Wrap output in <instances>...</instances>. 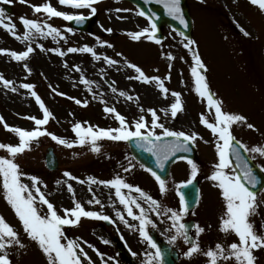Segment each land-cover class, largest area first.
<instances>
[{
  "label": "rangeland",
  "instance_id": "obj_1",
  "mask_svg": "<svg viewBox=\"0 0 264 264\" xmlns=\"http://www.w3.org/2000/svg\"><path fill=\"white\" fill-rule=\"evenodd\" d=\"M186 2L193 24L191 39L196 42L192 50L198 52L206 66L207 71H201L206 76L211 91L217 99L223 101V109L226 112L242 114L247 118V123L254 125V129H249L246 123L234 124V135L249 147L264 146V12L258 6L252 5L250 0H186ZM43 3L45 0H27L26 3H21L20 0L4 3L0 0V8L4 5L12 8L11 14L5 12L4 21L15 25L17 36L22 37L24 33V26L20 22L22 16L51 24L61 32V36L55 39L52 36L34 34L32 39L23 40L17 39L4 27H0V49L21 52L27 50L29 46L33 48L29 57L23 61H16L9 54H0V76L12 82L5 87L0 80V117H3V122H0V143L12 145L19 143L18 136L7 131L4 123L11 127L33 130L36 127L34 121L26 117L43 118V112L31 91L21 87L29 83L34 85L32 91L36 92L52 114L48 123L42 128L57 137L73 142V146L58 144L47 135L32 141L31 150H26L15 158V162L24 174L22 182L31 186L29 177H38L42 182L41 191L46 194L61 215H63V209L74 207L73 194L67 187L71 184L75 199L85 208L102 212L113 219L112 211L115 214L117 210L124 212L123 206L115 196V190L101 183H90L89 177L97 181H107L119 175L132 184L134 177L131 178L137 172L134 176L137 178L136 183L139 187L160 201L164 207L178 211L180 202L176 194L177 185L189 179L191 175L186 161H178L172 166L171 184L167 185L168 191L161 195L154 178L144 169H137L139 166L128 157L126 141L101 139L97 142L99 152L92 151L91 144L81 146L75 143L77 137L73 132V126L76 123H80L85 128L92 126L94 129L120 126L114 114L104 111L106 106L114 107L129 124L134 123L141 115L150 124L151 114L148 109H155L159 122L165 127L189 134L195 132L201 137L195 141L201 158L195 163L196 177H200L203 171L201 162L203 166H207L208 161L210 168L204 173L205 179L199 188V201L195 209L196 219L200 225L208 229L206 235H210L216 244L226 246L231 242H238L234 234H225L219 229L220 218L225 210L224 202L219 190L213 186L212 181L207 179L218 159L215 150L216 138L211 131L204 130L205 126L200 123V118L201 113H204L210 121L214 122L212 115L214 110L210 111L207 104L205 105L202 98L195 92L192 75L181 80L182 87L176 81L185 74H191L193 66L192 51L185 47L187 43L185 38L165 27L164 40L160 43L150 41L146 37H141L138 41L132 40L128 33L142 31L150 28V25L138 14L137 8L120 0H99L93 5L96 8L95 14H92L89 8L74 9L60 5L59 0H50L51 5L60 11L95 18V23L91 25L88 34L74 30L69 32L66 20L59 17L48 18L45 13L33 12L31 5ZM116 9H127V11L117 12ZM241 28L249 35L245 36ZM106 29H112V31L109 33L105 31ZM44 31L46 32L47 29ZM102 42H107L112 47ZM85 45L93 48L101 59H94L90 53L67 51L70 47L82 48ZM55 49H59L64 55L52 51ZM105 56L118 63L108 65L103 59ZM128 63L139 66L148 76L160 77L165 87L169 89L166 98L155 82L143 83L140 80L129 79L138 74L128 67ZM25 65L28 66L27 69ZM81 76L92 82L91 91L89 86L81 82ZM113 88L117 91L113 92ZM173 91L181 94L180 99L183 105V110L178 112L175 118L171 116L170 111L167 114L164 111L175 102V97L171 95ZM120 92L127 95L121 96ZM58 93H64V95ZM76 99L82 103H75ZM83 102H86V106ZM141 108L144 109L143 112ZM159 131L157 129V132ZM50 146L54 149L60 165L59 170L54 173L44 169L43 156L46 147ZM247 154L250 158L254 156V160L261 163L259 165H264V156L256 153ZM7 156L8 153L0 149V157ZM130 162L134 167L130 172H125L124 168L128 167ZM112 163H116L112 169L102 170ZM65 171L70 172L77 179L65 177L63 175ZM123 191L127 193L128 190ZM111 193L114 195L108 197ZM131 195L139 197L136 192H132ZM93 196L99 199L101 204H89L88 201ZM138 202L146 210L148 209V204L144 200L140 199ZM41 210L46 211V206H42ZM134 211L138 212L135 208ZM0 215H3L6 221L16 228L21 241L26 246L23 249L18 246L9 249L13 264H47V259L36 243L23 232L14 211L4 199L2 188H0ZM124 215L128 217L126 212ZM148 217L156 225L149 226V230L154 228L163 231L164 233L160 235L164 238L174 235L166 236L165 232L171 226L167 216L157 217L155 213L148 211ZM251 220L256 231L264 235V197L257 214L252 216ZM91 221L93 227L99 222L96 219ZM83 224L85 225V218H82L79 226H74L77 228L71 231H69L70 226H65L68 228L65 236L67 239H72L75 235L74 240L79 238L77 242L88 252V245L92 242L95 246L94 240L99 241L104 234L101 233L98 237L90 236L89 242L85 230L83 229L84 233L81 232ZM129 224L133 227L125 226L123 222L119 226L134 239L130 245L132 251L136 253V255L132 254L133 259L137 264H144L146 250L145 248L139 250V247L141 244L146 246L147 242L139 235L138 221L134 220ZM160 224L165 228L160 229ZM214 228L216 231L212 232ZM184 247L187 246L184 245L181 249L183 250ZM254 254L264 257V248L255 249ZM99 258L91 257L92 264H123L116 255L109 254L107 257L111 258L109 260ZM84 264L89 262L85 261ZM192 264H201V256H198ZM224 264H235V262L233 260Z\"/></svg>",
  "mask_w": 264,
  "mask_h": 264
},
{
  "label": "snow or ice",
  "instance_id": "obj_2",
  "mask_svg": "<svg viewBox=\"0 0 264 264\" xmlns=\"http://www.w3.org/2000/svg\"><path fill=\"white\" fill-rule=\"evenodd\" d=\"M3 2L10 3L11 0H3ZM20 2L26 3L27 0H20ZM98 2L99 0H59V4L62 6L74 9L89 8L92 14L96 12V8L93 7V5ZM158 2L163 5L169 17L187 27V21L185 20L181 8V0H158ZM250 3L258 6L259 9L264 12V0H250ZM31 7L34 13H45L48 18L59 17L66 21L74 20L77 24L82 23L85 19L83 15H73L58 10L51 5L50 0H45V3L41 5H31ZM116 11H127V9H116ZM138 14L140 16H145V12L142 10L139 11ZM4 17L5 11L3 8H0V27H4L17 39L30 40L34 37V34L52 36L54 39L61 36L60 30L51 24L46 22L41 23L24 16L20 17V22L24 26L23 36H17L15 33V25L5 23ZM154 17V13L148 17L150 28H145L139 32L128 33L131 39L138 41L141 37H146L150 41L160 43V39L157 38V26L154 22ZM44 29H47V31L45 32ZM68 31L71 32L73 30L69 28ZM105 31L110 33L112 29H106ZM241 31L245 36L249 35L243 28H241ZM97 40L99 41L98 37ZM185 40L187 41L185 47L192 51L193 66L191 68V75L194 78L195 92L199 97L206 99L210 111L214 110V122L210 121L204 113H201L200 123L209 129L216 138L215 150L218 159L213 165L211 175H209L207 179L212 181L213 186L219 190L220 196L224 202L225 210L220 218L219 229L225 234H234L238 238V242H231L226 246L217 243L214 249L209 248L208 250H202L199 243L193 242L190 237L189 226L183 222V218L189 211L188 199L184 189L191 185L197 176V165L192 160H187V163L191 166L190 178L177 185V195L180 200V208L178 211L170 207H164L160 201L153 198L141 187L126 182L119 175L107 181H97L95 178L89 177V182L101 183L114 189L115 196L123 206L124 212H126L127 216L132 220L138 221L137 230L140 237L147 242L150 249L154 250V252H147L145 254L146 260L144 264H164V252L149 232V226L155 227L156 225L148 217V211L155 213L157 217L167 216L168 220L171 221V230H174L175 233L170 237L168 242L175 245L178 238H183L185 243L189 244V247L183 254L189 259L202 252L208 259V264H223V262H231L233 260L235 264H255L256 257L254 256V250L264 248V235L256 231L255 225L251 220V217L257 214L259 207L257 199L258 193L253 191V189L257 187L260 181L254 174L249 160L245 158L242 152L256 153L260 156H264V146L249 147L236 138L233 133L234 124L246 123L249 129H254V125L247 123V118L244 115L226 112L223 109V101L215 97V94L210 89L206 76L202 74L201 70L207 71L205 64L201 60L198 52L192 50V46L195 45L196 42L188 37H185ZM102 43L107 44V42ZM107 46L112 47L111 44H107ZM32 51L33 48L29 46L27 50L21 52L0 49V54H9L16 61H23L29 57ZM52 51L64 55L59 49ZM67 51L70 53H90L94 59H101L93 48L87 45L82 48L70 47ZM118 55L121 54L118 53ZM169 58L171 59L172 57ZM103 59L110 66L118 63L116 60L107 56L103 57ZM27 67L28 66L25 65L26 69ZM128 67L134 69L138 74L135 77H129V79L140 80L143 83L155 82L166 98L169 89L165 87L160 77L146 75L139 66L133 63H128ZM28 70L30 71V69ZM77 70L79 69L77 68ZM168 78L170 79V76ZM0 80H2L5 87H8L12 83L2 76H0ZM81 82L89 86V91H91V81L81 76ZM21 87L31 91L32 96L35 97L37 104L43 112V118L26 117V119L34 121L36 127L33 130L11 127L7 123H4L5 129L15 133L19 138V143L16 145L0 143V149L8 153L7 157H0V188L3 190L4 199L14 211L15 216L22 225L23 232L31 241L36 243L47 259V264H84L85 260H87L89 264H92L91 257L88 256L84 248L77 242L79 238H77V240L67 239L64 231L65 226H79L82 218L103 220L109 223H115V221L102 212L86 210L84 206L75 199V192L71 184H68L67 187L68 191L73 194L74 207L71 209H63V215H61L55 205L47 198L46 194L41 191L40 185L42 182L38 177H29L31 186L22 182V176L24 174L21 172L20 166L15 162V158L18 154H22L26 150H31L32 141L47 135L58 144L67 147H72L73 142L57 137L55 134L42 128L43 125L48 123L52 114L36 92L32 91L34 85L25 83L21 85ZM112 91L116 92L117 89L113 88ZM58 94L64 95V93ZM119 95L126 96L127 94L120 92ZM171 95L175 97V102L170 105L169 109L164 111L166 114L170 111L171 116L175 118L178 112L183 110V105L179 92L173 91ZM127 98L132 99L131 97ZM69 99L74 98L69 97ZM75 103L81 104L82 102L76 99ZM83 103L84 106H86V102ZM104 111L114 114L120 126L117 128L94 129L92 126L85 128L82 127L80 123H76L73 126V132L77 137L75 143L81 146L91 144L92 151L99 152L100 148L97 146V142L101 139L134 142L138 149L154 157L155 167L159 169L160 172L164 171L165 165L172 157H175L179 152L190 151L191 149L189 146L194 144L197 139L201 138L198 133L195 132L189 134L184 131H175L165 127L164 124L159 122V116L155 109H148L151 114L150 124L143 115L134 123L129 124L126 118L117 112L114 107L106 106ZM141 111L143 112L144 109L141 108ZM0 122H3V117H0ZM157 129L160 131L157 132ZM167 138L173 139L168 140ZM251 158L254 159L255 157L253 156ZM179 159H186V157L181 156ZM133 167L134 165L130 162L129 166L124 168V171L130 172ZM141 167L155 178L161 195L165 194L168 191L165 179L153 168L146 167L145 165H141ZM259 167L261 171H264V165H260ZM63 175L69 179H77L68 171H65ZM79 182L84 183V181ZM57 183H60V181H57ZM125 189L128 190L127 193L123 191ZM89 190L91 191V189ZM132 192L138 193L139 197H133L131 195ZM140 199L148 204L147 210L138 202ZM196 199L198 202V189ZM88 203L101 204L100 200L96 199L95 196H93ZM42 206H46V211L41 210ZM101 207H103V205H101ZM134 208L138 210V212L134 211ZM124 212L117 210L116 217L123 222L125 226L132 228L133 225L129 224V221L125 219ZM204 231L205 229L199 224L195 225V234L197 237ZM103 242L108 243V241ZM16 246L20 249L26 247L21 241L20 234L16 228L7 222L3 215H0V264H13L10 259L9 249ZM88 247L93 248L94 251H97L98 255L103 256L93 245L89 244ZM133 255H136V253H133Z\"/></svg>",
  "mask_w": 264,
  "mask_h": 264
},
{
  "label": "water",
  "instance_id": "obj_3",
  "mask_svg": "<svg viewBox=\"0 0 264 264\" xmlns=\"http://www.w3.org/2000/svg\"><path fill=\"white\" fill-rule=\"evenodd\" d=\"M130 1H132L133 3H135L142 11L145 12V14L148 17L151 16L154 13L155 14L154 22L156 23V26H157L158 29L161 28V27H163V24L164 23H168V24L172 25L173 27H176L177 29L181 30L186 36H189V34H190V26H189L190 25V20H189V17H188V11H187L186 5H184L185 4V1L184 0H181V8L183 10L185 20L187 21V27H185V26H175L171 21H169L166 18H164L162 21H160L159 14L161 15V13H162L161 12L162 5H161V3H159L156 0H130ZM157 38L158 39L161 38L159 32L157 33ZM167 139L170 140L169 138H167ZM132 144H134V142ZM132 152L134 153V155L138 159H143L142 161L146 165L153 166L154 168H156L155 167V159L150 154L142 151L141 149H138L137 147L136 148H133L132 149ZM242 154H243V152H242ZM172 158H174V157H172ZM46 161H47L48 169H56L57 163L55 161V158L51 154L47 155ZM249 164H250V166H252V164L250 163V161H249ZM168 166L169 165H167L166 168H165V170L162 173H160V174H162L163 176H166L167 171H168ZM252 168H253L254 174L256 175V173H257L256 172V169H254L253 166H252ZM258 180L261 181V178H259ZM191 188H193V186ZM255 189H253V190H255ZM186 192H187V196L189 198V203L188 204H192V202L195 201V194L194 193H191V191H188V189L186 190Z\"/></svg>",
  "mask_w": 264,
  "mask_h": 264
},
{
  "label": "bare ground",
  "instance_id": "obj_4",
  "mask_svg": "<svg viewBox=\"0 0 264 264\" xmlns=\"http://www.w3.org/2000/svg\"><path fill=\"white\" fill-rule=\"evenodd\" d=\"M213 114H214V112H213Z\"/></svg>",
  "mask_w": 264,
  "mask_h": 264
}]
</instances>
